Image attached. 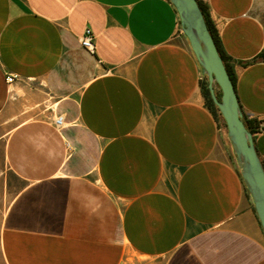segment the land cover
Listing matches in <instances>:
<instances>
[{
	"label": "crops",
	"instance_id": "crops-1",
	"mask_svg": "<svg viewBox=\"0 0 264 264\" xmlns=\"http://www.w3.org/2000/svg\"><path fill=\"white\" fill-rule=\"evenodd\" d=\"M200 1L264 162V0ZM202 77L168 0H0V264H264Z\"/></svg>",
	"mask_w": 264,
	"mask_h": 264
},
{
	"label": "water",
	"instance_id": "water-1",
	"mask_svg": "<svg viewBox=\"0 0 264 264\" xmlns=\"http://www.w3.org/2000/svg\"><path fill=\"white\" fill-rule=\"evenodd\" d=\"M175 8L182 34L207 79L210 97L224 120L227 139L243 184L264 233V168L252 133L245 127L233 83L207 28L197 0H168ZM221 96L217 99L215 88Z\"/></svg>",
	"mask_w": 264,
	"mask_h": 264
},
{
	"label": "trees",
	"instance_id": "trees-1",
	"mask_svg": "<svg viewBox=\"0 0 264 264\" xmlns=\"http://www.w3.org/2000/svg\"><path fill=\"white\" fill-rule=\"evenodd\" d=\"M197 2H198V6H199V8H200V10H201V12H202V14H203V17H204L205 23H206V25H207V28H208V30H209V32H210V34H211V36H212V38H213V40H214V42H215V44H216V47H217V37H216V33H215V31H214V28H213L212 23H211L210 20H209V17H208L207 11H206V7L201 3L200 0H197ZM219 54H220V52H219ZM220 56H221V58H222V61H223L224 66H225V68H226V71H227V73L229 74L230 79H231V81H232V83H233V75H232V72L230 71V68L228 67V65H227V63H226L225 58H224L221 54H220ZM201 88H202L203 96H204V98H205L206 106H207V108L210 110V112L213 114V116L215 117V119L217 120V114H218L219 116H221V115H220V113H219V110L216 108V106L214 105V103H213V101H212V99H211V97H210V94H209V91H208V88H207V79H206L205 76L202 77ZM220 96H221V94H218V95L216 94V97H217L218 100H220ZM243 122H244V124H245V127H246L251 133H253V132H254V130H253V124H252L251 122H249V121H246V120L244 119V117H243ZM261 162H262V161H261ZM262 165H263V168H264V162H262ZM236 167H237V166H236ZM245 191H246L247 197L249 198V194H248L246 188H245ZM249 200L251 201L250 198H249ZM251 205H252V208H253L252 201H251ZM253 210H254V208H253Z\"/></svg>",
	"mask_w": 264,
	"mask_h": 264
},
{
	"label": "built area",
	"instance_id": "built-area-1",
	"mask_svg": "<svg viewBox=\"0 0 264 264\" xmlns=\"http://www.w3.org/2000/svg\"><path fill=\"white\" fill-rule=\"evenodd\" d=\"M180 29V26H179ZM181 31V30H180ZM94 38L93 35L91 33V31L89 29H86L82 38L80 39V44L81 46L86 49L89 52H94V42H93ZM13 81V77H7V82H12ZM55 125L57 127H60L62 124V118L61 117H57L54 121Z\"/></svg>",
	"mask_w": 264,
	"mask_h": 264
},
{
	"label": "rangeland",
	"instance_id": "rangeland-1",
	"mask_svg": "<svg viewBox=\"0 0 264 264\" xmlns=\"http://www.w3.org/2000/svg\"><path fill=\"white\" fill-rule=\"evenodd\" d=\"M182 33V32H181ZM215 93L218 95V94H221L220 90L218 87L215 88ZM217 122H218V125H219V128L221 129V132L223 134V137H224V140H225V144L227 146V150L230 154V157L232 159V161L234 162V164L236 165V162H235V158H234V155L232 153V149H231V146L229 144V141L227 139V132H226V126H225V123H224V120L221 116H219L217 114ZM237 166V165H236ZM250 198V197H249Z\"/></svg>",
	"mask_w": 264,
	"mask_h": 264
}]
</instances>
